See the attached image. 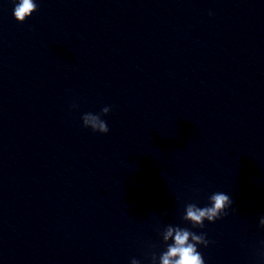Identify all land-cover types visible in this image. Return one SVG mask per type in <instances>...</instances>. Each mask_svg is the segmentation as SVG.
Wrapping results in <instances>:
<instances>
[{"label": "water", "instance_id": "water-1", "mask_svg": "<svg viewBox=\"0 0 264 264\" xmlns=\"http://www.w3.org/2000/svg\"><path fill=\"white\" fill-rule=\"evenodd\" d=\"M35 2L0 0V264H151L167 225L264 264V0Z\"/></svg>", "mask_w": 264, "mask_h": 264}, {"label": "clouds", "instance_id": "clouds-1", "mask_svg": "<svg viewBox=\"0 0 264 264\" xmlns=\"http://www.w3.org/2000/svg\"><path fill=\"white\" fill-rule=\"evenodd\" d=\"M12 2V16L17 23H23L38 10L35 0H12ZM72 107L76 105L73 104ZM109 112L110 108L105 106L98 114L85 113L81 117L82 126L91 129L94 133L107 134L109 128L101 117ZM233 203L229 195L214 192L208 197V204L204 207H198L196 203H187L184 206L181 220L191 224L192 228H203L205 221L212 223L226 216L228 214L226 210ZM162 214L166 215V212ZM259 226L264 227V215L259 219ZM160 236L166 247L158 259L155 253L151 255V264H205L197 246L207 247L209 245L210 241L206 239V233L197 234L188 228L167 225L160 232ZM130 264H140V261L133 258Z\"/></svg>", "mask_w": 264, "mask_h": 264}]
</instances>
